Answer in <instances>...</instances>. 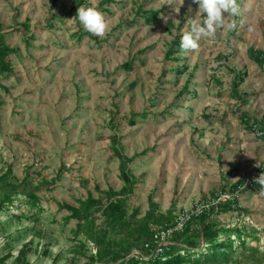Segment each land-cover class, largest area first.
I'll return each mask as SVG.
<instances>
[{
    "label": "rangeland",
    "instance_id": "rangeland-1",
    "mask_svg": "<svg viewBox=\"0 0 264 264\" xmlns=\"http://www.w3.org/2000/svg\"><path fill=\"white\" fill-rule=\"evenodd\" d=\"M99 1L86 0L110 30L76 39L71 0H0V34L15 48L0 74V199L10 195L0 207V264L102 263L99 249L108 248L96 234L108 219L84 214V201L105 202L106 191L125 186L120 163L135 181L130 194L113 196L124 198L126 218L171 209L169 225L181 205L226 192L238 208L211 217L225 227L220 235H236L222 264H264V189L229 188L264 163V143L246 134L242 113L264 116V73L246 55L263 48L264 0H238L236 28L201 38L177 61L164 56L169 42L203 19L192 0H114L107 10ZM149 9L160 13L146 23ZM232 68L248 73L238 87L244 100L233 95ZM132 113L140 114L129 123ZM63 203L81 219H67ZM201 217L189 223L193 236ZM78 223L84 230L74 236ZM113 228L106 233L123 243L126 232ZM179 234L176 245H187Z\"/></svg>",
    "mask_w": 264,
    "mask_h": 264
},
{
    "label": "trees",
    "instance_id": "trees-1",
    "mask_svg": "<svg viewBox=\"0 0 264 264\" xmlns=\"http://www.w3.org/2000/svg\"><path fill=\"white\" fill-rule=\"evenodd\" d=\"M114 2V0H100L98 2V6L101 7L102 10H107L106 7H102L104 4H109ZM90 7L87 4L86 0H71L69 8L65 11L67 14L72 15L73 17L76 16L77 8L80 6ZM160 13V10L149 9L143 11L144 14V21L146 23H151L155 21ZM76 22L79 23L78 19H75ZM2 25L0 23V29ZM184 32V31H183ZM182 33L174 35L172 40L169 42L168 49L165 52V57L171 58L173 60H178V57L175 56L177 52H181L182 49L180 48V39ZM84 34H88L87 31L83 29V27H78V31L73 33L76 39L82 38ZM15 48L6 45L4 42V38L0 34V74L7 73L11 70L7 57L9 54L14 52ZM249 55L259 64L261 69L264 70V49H254L253 47L249 48ZM134 59H130L126 61L123 66H133ZM175 71L180 72V69H176ZM236 81L234 82V86L236 87L240 84L244 79V74L242 73H235ZM183 93L180 92L179 95ZM194 96V95H192ZM143 113V112H140ZM140 113H132L131 118L127 120L129 123H134V117ZM257 123H263L264 118L261 117L260 120L255 121ZM249 123V121H248ZM119 153V149L116 151ZM132 159V158H131ZM122 168V179L125 182V186L120 189L119 191H115L109 189L105 192V202H102L99 198L92 197L91 194L87 195L86 201H84V214L87 213V216L90 215V210L95 209L96 211L101 212V216L108 219L105 221L106 223L102 225L100 228L101 230L96 234V238H99L100 241L105 242L107 244L108 249H112L113 253L109 254L106 253L104 258H101L98 254L97 260L102 261L100 264H109V263H116L117 260H123V264H222L227 262L230 256V252L234 249L233 243L235 241L236 235L231 236L227 233L220 235L221 231L225 229V227L221 224H218L216 220H211L212 212H209L208 215H203L200 221V231L199 233H193L195 236L191 235L189 231L191 230L190 224L178 235L179 237L187 239V245L185 246H178L175 245L171 252H168L164 255L163 258H150L148 260H137L133 257H125L128 255L129 249H131L133 241L130 239L134 234H137V240L141 237L142 234H146L145 239L137 242H142L146 240L150 236V225L149 223H155L156 226H164L168 225L170 216H171V209H169L166 213H162L160 211H156L154 208H149L145 211L144 215L140 218L136 217L137 210H132L130 215L126 218L125 217V209L122 199H116L113 196H122L125 197L131 193L132 187L135 184L134 179L129 175L128 170L124 167L123 163H120ZM246 182V183H245ZM256 184L255 178H248L246 179H239L233 184L230 185V189L235 192L239 189L241 185H245L243 190L249 189L251 186ZM10 201L9 194H3L0 199V207L2 204L7 203ZM238 200L234 197L232 200L226 201L218 205V211L221 210H234L238 208ZM149 204L151 206L152 200L149 198ZM63 206L67 208L70 213L67 216V219L71 217H75L81 219V214H79L78 207L74 205H70L68 203H63ZM86 216V215H85ZM112 221V222H111ZM172 222V221H171ZM170 223V222H169ZM151 224V223H150ZM158 224V225H157ZM112 225L116 231H124L126 232L125 236L127 239L124 240L121 244H115L111 237H109L107 232L108 226ZM84 228L82 224H77L74 230V236H77ZM229 230V229H226ZM142 232V234L140 233ZM234 232L238 234L239 229L236 227ZM201 236L203 241V246L200 248V238L196 236ZM129 238V239H128ZM244 239H241L240 243L242 246L244 245ZM139 245V246H140ZM137 246V247H139ZM104 260V261H103ZM119 264V263H118Z\"/></svg>",
    "mask_w": 264,
    "mask_h": 264
},
{
    "label": "clouds",
    "instance_id": "clouds-1",
    "mask_svg": "<svg viewBox=\"0 0 264 264\" xmlns=\"http://www.w3.org/2000/svg\"><path fill=\"white\" fill-rule=\"evenodd\" d=\"M198 5L196 17L203 16V19L194 18L185 30L180 39V48L184 52L195 51L199 48L201 38L214 39L218 30H234L236 21L231 17L239 16L242 12L241 4L238 0H192ZM184 0H178V5H183ZM179 6L174 11L179 12ZM227 13V17L222 15ZM80 25L85 31L92 35L103 37L110 30V21L97 10L96 6L77 8L76 16ZM256 179V183L264 189V172Z\"/></svg>",
    "mask_w": 264,
    "mask_h": 264
},
{
    "label": "built area",
    "instance_id": "built-area-1",
    "mask_svg": "<svg viewBox=\"0 0 264 264\" xmlns=\"http://www.w3.org/2000/svg\"><path fill=\"white\" fill-rule=\"evenodd\" d=\"M249 124L252 134L264 143V122L260 124L255 122V120H251ZM262 172H264V163L261 164L259 170L251 177L257 178ZM246 180H248V178H246ZM233 198L234 195L222 192L207 199L194 200L188 206L181 205L174 213L171 224L152 226L150 236L143 241L142 248H134L125 259L128 257H133L137 260L163 258L164 255L171 252L173 247L177 244V234L183 232L191 221L200 219L203 215H208L212 210L213 214L218 211L217 208L219 204L232 200Z\"/></svg>",
    "mask_w": 264,
    "mask_h": 264
},
{
    "label": "crops",
    "instance_id": "crops-1",
    "mask_svg": "<svg viewBox=\"0 0 264 264\" xmlns=\"http://www.w3.org/2000/svg\"><path fill=\"white\" fill-rule=\"evenodd\" d=\"M158 18V17H157ZM263 40H264V37H263ZM264 42V41H263ZM250 47H253V46H249V48ZM249 48L246 50V55H247V57H248V59H250L254 64H256L259 68H261L260 66H259V64L249 55ZM254 49H264V43H263V48H255V47H253ZM183 51V50H182ZM181 51V52H182ZM177 53H180V52H177ZM176 53V54H177ZM175 54V55H176ZM178 60H179V57H178ZM177 61V60H176ZM232 70V71H231ZM230 71L231 72H235V73H242V74H244L245 76H244V79H243V81L240 83V84H242L243 82H244V80H245V78L247 77V75H248V73H246L244 70H242L241 72H238V71H236L235 69H231ZM263 70V69H262ZM262 73H264V70L263 71H261ZM236 81V76H235V74H234V78H233V82H232V84H231V89H232V92H233V95H235L238 99H239V101L240 100H244L243 99V96L242 95H240L239 93V90H238V87H239V85L240 84H238L236 87L234 86V82ZM195 93V92H194ZM243 113V115H244V120H246L245 122H244V125H245V127H246V129L247 130H249V134L248 133H246L247 135H249V136H251V138H253L254 140H256V143H258V142H260V143H263V141L262 140H260V139H258V138H256L253 134H252V132H251V129H250V124L248 123V121H251V120H255V121H257V120H260V118L258 119V118H256V117H252V116H250L249 114H247V113H245V112H242ZM263 145V144H262ZM233 184V183H232ZM256 185V184H255ZM255 185L254 186H252V187H254L255 188ZM146 211V210H145ZM145 211H144V213H145ZM144 213L140 216V217H142L143 215H144ZM137 218H138V216H137ZM149 229H150V231H151V227H149ZM141 234H142V232H140ZM135 236L137 237V234H134V236H132V238L130 239V241L132 240L133 241V243H132V246H131V249H129V251H128V254H130L131 252H132V250L134 249V248H138V249H141L142 248V245H140V243L141 242H137V241H141V240H143V239H145V237H146V234H142L141 235V237L139 238V240H137V238H135ZM129 239V238H128ZM143 243V242H142ZM140 245V246H139ZM137 246H139V247H137ZM99 252H102V253H105V252H107V253H109V254H112L113 253V251H112V249H99ZM100 264V263H99Z\"/></svg>",
    "mask_w": 264,
    "mask_h": 264
}]
</instances>
